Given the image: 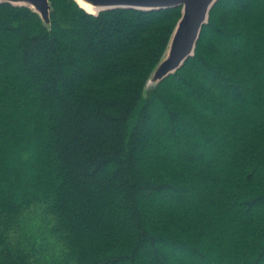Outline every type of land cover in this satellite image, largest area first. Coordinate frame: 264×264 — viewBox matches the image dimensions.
Segmentation results:
<instances>
[{"label": "trees", "instance_id": "1", "mask_svg": "<svg viewBox=\"0 0 264 264\" xmlns=\"http://www.w3.org/2000/svg\"><path fill=\"white\" fill-rule=\"evenodd\" d=\"M49 2L0 3V264H264V0L149 87L179 7Z\"/></svg>", "mask_w": 264, "mask_h": 264}, {"label": "water", "instance_id": "2", "mask_svg": "<svg viewBox=\"0 0 264 264\" xmlns=\"http://www.w3.org/2000/svg\"><path fill=\"white\" fill-rule=\"evenodd\" d=\"M76 1V0H75ZM92 8L85 11L96 14L100 11L116 8L140 10H161L180 8V17L174 27L163 57L152 71L147 85H156L168 75L177 71L193 56L203 26L208 22L209 14L218 0H81ZM17 6H26L36 12L46 26L50 25L51 4L49 0H0Z\"/></svg>", "mask_w": 264, "mask_h": 264}, {"label": "bare ground", "instance_id": "3", "mask_svg": "<svg viewBox=\"0 0 264 264\" xmlns=\"http://www.w3.org/2000/svg\"><path fill=\"white\" fill-rule=\"evenodd\" d=\"M81 6H83L85 9H87L88 11H92V8L89 6V5H87V4H85L83 1H81V0H76Z\"/></svg>", "mask_w": 264, "mask_h": 264}, {"label": "rangeland", "instance_id": "4", "mask_svg": "<svg viewBox=\"0 0 264 264\" xmlns=\"http://www.w3.org/2000/svg\"><path fill=\"white\" fill-rule=\"evenodd\" d=\"M146 90H147V87H146ZM31 219H32L31 223L29 224V227H26V229L32 228L34 226V223L37 221V217L36 216H32Z\"/></svg>", "mask_w": 264, "mask_h": 264}]
</instances>
